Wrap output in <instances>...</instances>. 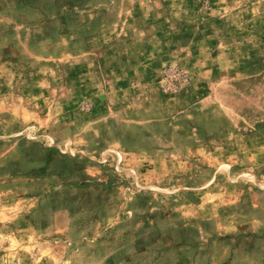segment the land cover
<instances>
[{
    "label": "rangeland",
    "instance_id": "1",
    "mask_svg": "<svg viewBox=\"0 0 264 264\" xmlns=\"http://www.w3.org/2000/svg\"><path fill=\"white\" fill-rule=\"evenodd\" d=\"M0 264H264V0H0Z\"/></svg>",
    "mask_w": 264,
    "mask_h": 264
},
{
    "label": "crops",
    "instance_id": "2",
    "mask_svg": "<svg viewBox=\"0 0 264 264\" xmlns=\"http://www.w3.org/2000/svg\"><path fill=\"white\" fill-rule=\"evenodd\" d=\"M111 70H112V69H111ZM111 70H109V73H110V74L112 73ZM125 75H126V74H125ZM112 81L121 82V81H125V79L122 78V77H120V78L116 77V78H113ZM98 118H99V116H97V122H94L95 125H106V124L104 123L103 120L98 119ZM99 134H100V133H97V135H99Z\"/></svg>",
    "mask_w": 264,
    "mask_h": 264
}]
</instances>
